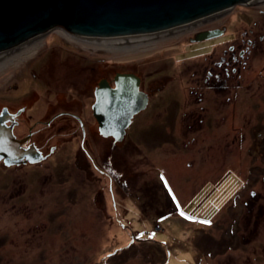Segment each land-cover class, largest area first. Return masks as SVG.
<instances>
[{"label": "rangeland", "instance_id": "1", "mask_svg": "<svg viewBox=\"0 0 264 264\" xmlns=\"http://www.w3.org/2000/svg\"><path fill=\"white\" fill-rule=\"evenodd\" d=\"M260 9L264 0L237 4L151 35L90 39L57 28L34 40L100 49L102 62L139 77L152 97L121 143L91 136L102 174L77 129L54 138L59 148L40 174L0 163V264H264V87L249 83L264 72V55L249 59L235 100L204 82L221 38L190 43L224 27L235 41L259 28ZM15 54L0 65V104L28 84L30 61ZM149 229L154 237H141Z\"/></svg>", "mask_w": 264, "mask_h": 264}, {"label": "flooded vegetation", "instance_id": "2", "mask_svg": "<svg viewBox=\"0 0 264 264\" xmlns=\"http://www.w3.org/2000/svg\"><path fill=\"white\" fill-rule=\"evenodd\" d=\"M253 24L259 28L241 29L235 41L231 39L232 35L229 34L227 27L207 29L220 32L219 36L211 39L221 38L220 46H223L222 53L212 60L206 70L204 82L207 91L221 95L234 92L236 100L237 90L244 83L243 72L249 65V59L252 55L257 57L264 55V9L257 11ZM57 28L62 29L60 26L54 27L45 35L24 41L1 53L15 52V56L24 55L25 59L30 61L24 70V73L28 75L26 88H21L17 81L18 83L13 86V96L1 101L0 115L7 116L5 125L13 126L12 132L15 137L23 140L20 148L26 150L31 147L34 160L39 161L33 163L22 161L19 165L9 167L5 166L3 161L0 163L5 168L29 167L35 170V175L40 174L41 167H45L52 161V156L59 148L58 143H53L54 138L58 136L67 139L69 130L77 129L80 130L82 154L91 166L102 174L105 171L99 167L88 148L91 146V136L95 137V133L101 136L93 112L96 101L95 90L102 81L113 88L116 74L122 72L117 71L113 60L102 62L100 49H94L92 55H86L83 51L64 49L63 45H60L62 43L47 40L34 41L50 35ZM199 32L190 39V43L197 42L194 39ZM262 70L264 71V67ZM249 83L255 85L258 90L261 86L264 87V72ZM139 90L141 91L140 88ZM141 92L147 95V107L152 95L148 91ZM201 118L202 116H198L197 119L201 120ZM108 138L112 145L115 146L118 143L114 142L112 137ZM122 141L124 138L120 143ZM65 143L64 141V145ZM92 143L94 145L93 140Z\"/></svg>", "mask_w": 264, "mask_h": 264}, {"label": "water", "instance_id": "3", "mask_svg": "<svg viewBox=\"0 0 264 264\" xmlns=\"http://www.w3.org/2000/svg\"><path fill=\"white\" fill-rule=\"evenodd\" d=\"M256 0H0V54L24 41L45 35L54 27L85 38H122L168 31L227 11L250 6ZM220 35L218 30L199 32L194 41ZM134 74L117 73L114 87L101 82L95 90L94 116L103 137L120 142L132 118L147 105ZM5 114V113H4ZM8 115V113L6 112ZM9 117V116H8ZM0 115V161L9 167L34 160L32 149L20 148Z\"/></svg>", "mask_w": 264, "mask_h": 264}, {"label": "bare ground", "instance_id": "4", "mask_svg": "<svg viewBox=\"0 0 264 264\" xmlns=\"http://www.w3.org/2000/svg\"><path fill=\"white\" fill-rule=\"evenodd\" d=\"M197 21H199V20H197ZM194 22H196V21H194ZM190 24V23H189ZM186 25H188V24H186ZM183 26H185V25H183ZM179 27V26H178ZM181 27V26H180ZM176 28V27H175ZM173 29V28H172ZM82 38H85V37H82ZM91 39V38H90ZM113 42V41H112ZM103 43V42H102ZM117 44V43H116ZM114 46V45H113ZM9 56V54H7V55H5V56H2V57H0V65H1V63L7 58V57ZM140 86L141 85H139V88H140ZM147 86V85H146ZM141 89V88H140ZM142 91V90H141ZM90 149V148H89ZM113 197V196H112ZM145 232H156V231H154V230H152V231H145ZM142 237V236H141ZM144 238V237H143ZM145 239V238H144ZM147 240H149V239H147Z\"/></svg>", "mask_w": 264, "mask_h": 264}, {"label": "built area", "instance_id": "5", "mask_svg": "<svg viewBox=\"0 0 264 264\" xmlns=\"http://www.w3.org/2000/svg\"><path fill=\"white\" fill-rule=\"evenodd\" d=\"M142 237H146L147 239L149 238H153L154 237V232H145V231H142L141 234H140Z\"/></svg>", "mask_w": 264, "mask_h": 264}, {"label": "crops", "instance_id": "6", "mask_svg": "<svg viewBox=\"0 0 264 264\" xmlns=\"http://www.w3.org/2000/svg\"><path fill=\"white\" fill-rule=\"evenodd\" d=\"M228 175H230V173H229V171H227V173H225L224 174V176H223V179L225 180V179H227L226 178V176H228ZM223 180H221V183H220V185L219 186H221L222 184H224L225 182H222ZM207 200V197L204 199V202ZM177 201H179V199H178V197H177ZM181 204V203H180ZM157 225H158V223H157ZM152 229H149L148 231H151Z\"/></svg>", "mask_w": 264, "mask_h": 264}, {"label": "snow or ice", "instance_id": "7", "mask_svg": "<svg viewBox=\"0 0 264 264\" xmlns=\"http://www.w3.org/2000/svg\"><path fill=\"white\" fill-rule=\"evenodd\" d=\"M162 179H163V177H162ZM181 215H184V213H181ZM188 219H195L194 217H188ZM201 223H205V224H207V223H211L210 221H208V220H203V221H200Z\"/></svg>", "mask_w": 264, "mask_h": 264}, {"label": "trees", "instance_id": "8", "mask_svg": "<svg viewBox=\"0 0 264 264\" xmlns=\"http://www.w3.org/2000/svg\"><path fill=\"white\" fill-rule=\"evenodd\" d=\"M168 207H172V205H171V204H170V205H167V208H168Z\"/></svg>", "mask_w": 264, "mask_h": 264}]
</instances>
